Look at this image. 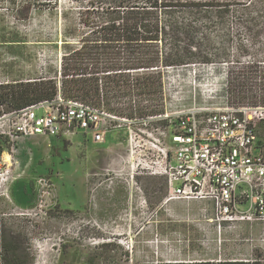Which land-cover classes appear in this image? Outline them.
<instances>
[{"label":"rangeland","instance_id":"1","mask_svg":"<svg viewBox=\"0 0 264 264\" xmlns=\"http://www.w3.org/2000/svg\"><path fill=\"white\" fill-rule=\"evenodd\" d=\"M87 1L12 0L13 5L0 0V84L56 68L62 31L78 29V14ZM202 1L230 4V10L201 9L195 43L206 52L208 41L217 62L161 70L165 77L161 103L169 114L213 110L224 99L231 105L264 100L242 99L228 81L242 67H264V0ZM27 5L33 7L28 19L20 14ZM160 121L126 124L100 144L86 137L73 142L21 139L15 145L18 152L10 177L0 183L3 236L6 231L15 233L17 248L30 256L32 264L264 260V213L252 208L255 200L241 201L239 218L219 221L210 201H167V178L143 170L148 158L133 154L131 131L136 143L147 146L146 132L164 129ZM5 147L11 150L13 144ZM248 212L252 219L242 220Z\"/></svg>","mask_w":264,"mask_h":264},{"label":"trees","instance_id":"2","mask_svg":"<svg viewBox=\"0 0 264 264\" xmlns=\"http://www.w3.org/2000/svg\"><path fill=\"white\" fill-rule=\"evenodd\" d=\"M222 4L202 0H88L78 14V29L66 27L62 31V54L56 68L49 66L44 73L0 84V117L52 102L59 93L140 124L148 117L163 115L165 77L161 70L206 67L217 62L208 41L206 52L195 41L201 9L219 6L230 10V4ZM32 11L27 5L19 13L28 19ZM176 13L190 14L191 18ZM61 16L66 20L68 13ZM263 68L256 64L242 67L234 77H228L242 99H264ZM249 104L264 105V100ZM159 123L167 126L166 121ZM17 240L15 233H4V264H32L30 256L17 248ZM159 264H264V260Z\"/></svg>","mask_w":264,"mask_h":264},{"label":"built area","instance_id":"3","mask_svg":"<svg viewBox=\"0 0 264 264\" xmlns=\"http://www.w3.org/2000/svg\"><path fill=\"white\" fill-rule=\"evenodd\" d=\"M155 120L166 121L167 126L146 132L147 146L136 143L131 131L132 152L147 156L144 171L167 178V201H210L219 221L239 218L244 200H255L252 208L257 214L264 213V105H231L230 99H224L222 106L213 110L165 111L144 119L143 124ZM135 122L66 99L61 93L52 102L3 114L0 147L13 144V148L5 147L0 156V183L10 177L18 152L15 145L21 139L42 136L73 142L82 135L100 144L108 133ZM249 214L241 219L251 220ZM2 223L0 214V264H4Z\"/></svg>","mask_w":264,"mask_h":264},{"label":"crops","instance_id":"4","mask_svg":"<svg viewBox=\"0 0 264 264\" xmlns=\"http://www.w3.org/2000/svg\"><path fill=\"white\" fill-rule=\"evenodd\" d=\"M38 137H42V136H38ZM79 138H83V140L86 139L84 136L78 135L74 139V141L77 140V139H79ZM173 201H177V200H173ZM201 261H219V260H199V259H188V260L184 259L183 260V259H172V260H160L156 264H159V263H179V262H188V263H191V262H201Z\"/></svg>","mask_w":264,"mask_h":264}]
</instances>
